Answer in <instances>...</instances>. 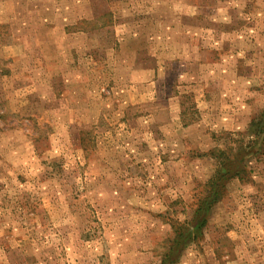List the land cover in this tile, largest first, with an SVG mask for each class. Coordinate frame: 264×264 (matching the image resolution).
Segmentation results:
<instances>
[{"label":"rangeland","instance_id":"1","mask_svg":"<svg viewBox=\"0 0 264 264\" xmlns=\"http://www.w3.org/2000/svg\"><path fill=\"white\" fill-rule=\"evenodd\" d=\"M262 111L264 0H0V264H161ZM250 164L176 264H264Z\"/></svg>","mask_w":264,"mask_h":264},{"label":"trees","instance_id":"2","mask_svg":"<svg viewBox=\"0 0 264 264\" xmlns=\"http://www.w3.org/2000/svg\"><path fill=\"white\" fill-rule=\"evenodd\" d=\"M237 135L238 138L232 139L226 148L214 147L199 154L214 159L217 168L205 183L204 192L197 199L191 218L172 224L174 236L161 264H176L190 242L204 237L212 212L226 197L231 181L237 179L247 184L254 182V170L250 162L259 161L264 155V111L252 119L248 130Z\"/></svg>","mask_w":264,"mask_h":264},{"label":"crops","instance_id":"3","mask_svg":"<svg viewBox=\"0 0 264 264\" xmlns=\"http://www.w3.org/2000/svg\"><path fill=\"white\" fill-rule=\"evenodd\" d=\"M132 88H134L133 86H132ZM199 102V101H198ZM201 102H202V104H207L208 102H207V99L206 98H201ZM201 105V104H200ZM163 109H165V108H162V109H158V110H156L157 112L158 111H161V110H163ZM169 115H171L170 113H169ZM240 181V180H239ZM241 182V181H240ZM243 183V182H242Z\"/></svg>","mask_w":264,"mask_h":264}]
</instances>
